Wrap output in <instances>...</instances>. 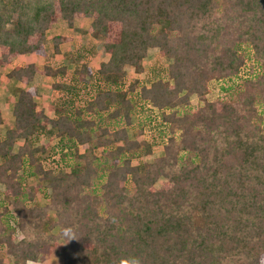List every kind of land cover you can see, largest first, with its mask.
Here are the masks:
<instances>
[{
    "label": "trees",
    "instance_id": "trees-1",
    "mask_svg": "<svg viewBox=\"0 0 264 264\" xmlns=\"http://www.w3.org/2000/svg\"><path fill=\"white\" fill-rule=\"evenodd\" d=\"M58 19L53 53L78 31L108 58L6 73L0 264H264V0H0V76L45 57ZM36 73L55 78L52 116L22 87Z\"/></svg>",
    "mask_w": 264,
    "mask_h": 264
},
{
    "label": "rangeland",
    "instance_id": "rangeland-1",
    "mask_svg": "<svg viewBox=\"0 0 264 264\" xmlns=\"http://www.w3.org/2000/svg\"><path fill=\"white\" fill-rule=\"evenodd\" d=\"M89 18V17H88ZM60 33H62L61 30ZM68 32V33H67ZM70 29L64 30V33L69 34ZM66 34V35H67ZM72 39L69 42H66L62 45H60V53L56 54L55 52L53 53L52 49V38L48 39L46 42L47 45V55L45 57H37L34 56L35 60H37L39 67L43 68L44 64H51L53 66H56L57 63H66L67 66L72 69L73 64L68 63V58L73 55L74 52H88L90 51V54H85L84 53V60L88 59L89 63L93 67H97L100 61L107 60L108 54L103 52L102 49V42L101 40L95 39L87 34H84L82 32H73L72 33ZM87 50V51H84ZM157 48H150L147 52V56L143 60L144 66H148L150 64V61L153 60L154 58L157 57ZM38 58L40 60H38ZM127 75H129L130 78L136 76V73L134 72L133 67L126 65L125 67ZM55 80L54 77H40V80H37V95L35 97V100L39 103V107L44 109V112L48 116L53 115V101L54 99L59 95L56 90H54L51 87V83ZM13 82L11 80H8L6 77L4 78V75L0 78V110L3 113L4 117V123L1 126V133H4L5 129L8 128L9 126H12L13 123V118H12V102L9 101V99L5 98L8 96H12V87ZM28 87V86H26ZM210 97V96H209ZM136 120L135 118L132 120L134 123ZM129 135L132 137V132L129 129L128 130ZM149 132H146L145 134L141 135L138 137V139L141 138H148L149 137ZM39 144H44L48 142V139L46 137L41 136L39 138ZM22 143V141H18L15 146H14V151L17 149V147ZM162 154L161 149L158 147L155 148L154 152L152 155H149L146 157L147 161H152L154 157H157ZM162 182V179H159L156 182V186H159ZM29 183L33 186L37 182L34 179H30ZM2 189V186H0ZM39 202L44 203V199L42 198L41 194H38ZM53 215V213H51ZM4 264H6V261H4ZM28 264H61V262L58 259L54 260H43V261H37V262H28Z\"/></svg>",
    "mask_w": 264,
    "mask_h": 264
},
{
    "label": "crops",
    "instance_id": "crops-1",
    "mask_svg": "<svg viewBox=\"0 0 264 264\" xmlns=\"http://www.w3.org/2000/svg\"><path fill=\"white\" fill-rule=\"evenodd\" d=\"M90 22H91V18H88V17L75 18L73 20V25H74L75 28L86 29V28H88ZM66 29H69L68 26H67L66 21L62 20V19H58L52 25V27L46 31V42H47L48 39L52 38L55 35H58V34L66 35L68 33V32L66 34L64 33V30H66ZM58 30H61L62 33H60V31H58ZM45 46L47 47L46 43H45ZM34 56H37L39 58L41 57V56H38L37 54H34V53L20 54V55L15 56L12 59L11 64L9 65V67L8 68H4L2 70V75L0 76V78L3 75H4V78H5L6 77V73L8 72V70L11 67H14V66H17V65H23V64H27V63H34V64H36L38 66L39 69H42V68L39 67V64H38L37 60H35ZM39 58H38V60H40ZM43 76L44 75L41 74V73H36L34 75V77H33V80L28 85H22V87L27 89L30 86H35L37 88L36 82H37V80H40V77H43ZM44 77H47V76H44ZM49 78H51V77H49ZM11 81L13 82L12 86H14L16 84L15 81L14 80H11ZM26 86H28V87H26ZM12 97H13V94H12V96L11 95L9 97L7 96L5 98V100L9 99V101L12 102ZM11 104L13 106V102ZM11 113H12V109H11ZM2 116H3V113H2Z\"/></svg>",
    "mask_w": 264,
    "mask_h": 264
},
{
    "label": "clouds",
    "instance_id": "clouds-1",
    "mask_svg": "<svg viewBox=\"0 0 264 264\" xmlns=\"http://www.w3.org/2000/svg\"><path fill=\"white\" fill-rule=\"evenodd\" d=\"M75 236L72 235L69 237V239H74ZM110 264H143V260L141 257L129 253L127 255H120L113 257L110 261Z\"/></svg>",
    "mask_w": 264,
    "mask_h": 264
}]
</instances>
